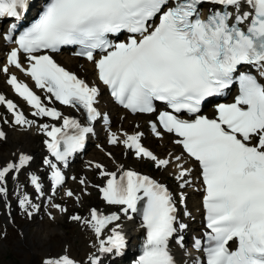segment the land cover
<instances>
[{"label":"snow or ice","instance_id":"snow-or-ice-1","mask_svg":"<svg viewBox=\"0 0 264 264\" xmlns=\"http://www.w3.org/2000/svg\"><path fill=\"white\" fill-rule=\"evenodd\" d=\"M35 7L33 0H0V20L12 21L0 41L14 45L7 49L0 73L30 106L32 118L3 94L0 106L11 113L14 127L35 126L47 137L43 143L49 155L42 163L51 173L50 189L58 192L66 185L64 169L71 158L85 148L96 123L108 122L98 107L99 87L52 55L68 49L93 64L97 80L116 103L132 114L154 115L151 132L161 139L172 135L182 152L159 158L142 143L143 132L118 134L110 127L108 144L123 145L156 168L167 170L175 163L181 189L191 185L194 171L184 165H198L206 231L194 242L202 256L195 264H264V0H39L25 27ZM12 68L30 77L44 98ZM233 89L232 102L217 103L214 117L202 114L207 104ZM54 102L81 112L84 120L50 106ZM36 118L60 123L37 124ZM6 139L0 128V141ZM32 160L20 153L0 164V201L9 197L8 181L27 173L33 193L66 214V207L46 196L41 176L28 172ZM94 168L105 180L95 187L106 205L117 210L91 208L87 217H68L96 238L88 264L121 256L129 243L123 221L137 215L144 239L134 264H177L172 249L185 244L181 233L187 226L178 207L184 193L177 196L164 183L123 165L115 171L101 163ZM79 184L86 192L88 181L81 178ZM65 195L80 200L71 189ZM18 203L30 221L42 219L41 205L28 194ZM45 214L55 220L50 211ZM41 264L79 262L65 253Z\"/></svg>","mask_w":264,"mask_h":264},{"label":"bare ground","instance_id":"bare-ground-1","mask_svg":"<svg viewBox=\"0 0 264 264\" xmlns=\"http://www.w3.org/2000/svg\"><path fill=\"white\" fill-rule=\"evenodd\" d=\"M0 34L3 33L0 32ZM10 47L11 45L8 46L3 41H0V60L3 59L2 64L4 63L6 58L5 53L7 52V49H9ZM55 56L62 64L67 66L72 71L77 72L85 80L92 82L95 79V71L93 69L92 63L86 62L84 60L76 59L75 57H69L66 53H60ZM5 79H6V75L0 73V94L5 95L7 99L12 100L13 95L11 94L8 86L6 85ZM99 89L100 91H102L101 87H99ZM40 94H41V98L43 99L45 94L42 91H40ZM17 106L24 113L26 110H28L29 113H31L32 111V109H28L22 103H19ZM50 106L56 107L58 110L62 111L65 115H69L74 118L83 120L81 113L77 112L72 108L63 107L55 103H53ZM1 107L2 106H0V108ZM98 107L104 114L108 116V118H110L111 121L109 124H105L103 123V120H101L94 125V133L90 136L88 145L92 146L93 149L95 148L99 150L100 152L105 154V156L110 158V160H102V162L104 163L103 165L107 170L115 171L119 165H123L125 168L129 169V165H131L129 159L127 158L128 151L130 150L126 151L123 147L122 148L111 147V145L107 143V138L105 143L101 141V138L104 133L106 136H108L109 127L111 131L117 132L118 134L120 133L121 130H124V132H128L129 134L135 131L143 132L144 139L142 140V143L144 144V146H146L151 151H153V153L156 154L159 158H166L169 156L174 158L175 155H179L181 153L179 146L175 145L172 142L174 139L173 136L166 134L162 139H160V141H157V139L151 137V135L154 136V134L151 131H149L151 135L150 134L147 135L145 133V125H147L150 121L154 120V115L132 116L127 112L116 108V106L112 104L111 100L106 97L105 93H101V95L99 96ZM205 112H208V110H205ZM9 116H11L12 118L11 113H9ZM39 119L41 121H44V123L57 124V126H59L60 123L58 121H52L48 118H43V119L39 118ZM0 126H1V120H0ZM4 127L2 128L7 133V139L5 141H0V164L12 160L16 154H20V153L28 154L33 157L31 163V168H32L31 170L35 171L38 175H42L41 173L43 171L45 172V168L47 167L42 163V161L43 159L48 157L49 154L44 144H42V146L39 147H37L34 144V140H35L34 136L37 133L36 130L33 128H28L25 131H21V130L18 131L16 129H12L9 127L4 128ZM157 143H159V145ZM88 145H86V147ZM97 145H100L101 147H97ZM109 150L111 156L108 155ZM92 154H96V153L93 152ZM89 157L85 159V161L83 160V162L87 166L82 163L83 165L82 174H81L82 178H85L83 175L85 173H89L90 169L94 167L95 162L94 160H91ZM73 158L74 161L76 157ZM88 161H90V165H88ZM70 164H71V160H70ZM105 164H107L108 167ZM111 166H113V168L108 169ZM184 166L191 167L194 171L192 175L189 177V179L192 181L191 185L184 188L183 190L185 191L187 190L186 192H188V194H190L191 191L194 192L193 194H195V196L192 197L194 201H197L198 198L202 199L200 182L199 179L197 178L198 170L195 168L193 163H186ZM67 168L64 169V172L66 173H67ZM167 171L171 172L170 175L175 178L178 173V169L175 163L172 165V167L168 168ZM96 172L99 180L95 183V185H99L100 180H102L100 185L102 186V183L105 180L99 176L98 170H96ZM26 175L27 173H21L17 181H13V180L8 181L9 197L7 198L6 203L4 201H0V214H2L1 215L2 227L0 228V232L6 233V237L0 238V240L3 241L5 245L7 244L10 248H12L16 252V256L17 258L20 259L21 264H41L42 260L47 257H57L65 253L70 254V256L74 258L77 262H79V264H88V256L91 253L95 252V248L93 247V245L94 243H96V238L89 229L84 228L81 224H77L78 233L76 237L75 236L67 237L65 233L60 228H58V226H54V228L52 229H47L46 228L47 219L43 216L42 212H41L42 214L40 213L42 219L35 221H30L25 216L23 209H21L19 206L18 198L23 193L28 194L30 198H33L34 195L33 186L26 178ZM73 177H75V179L73 180L77 179L76 174H72V178ZM175 181H176V185L179 187V182L176 180V178ZM48 184H50V180ZM45 185L46 183L43 182V186ZM91 186H93V184L90 181H88L87 187H91ZM30 187H32V190L30 189ZM189 188L191 190H189ZM50 190L51 193L53 192L54 195V197L51 198H56L55 197L56 192H54L52 189ZM65 192L66 191H63L64 194ZM80 192H82V190L76 192V194L80 196V200L78 202L76 201L75 197H73L75 202L79 204H81L82 202ZM66 198L68 197L66 196ZM37 201L38 203L40 202L44 203L46 207L44 208V210L51 211V213L55 216V219L57 218L56 216L61 217L63 215L59 213L56 209L49 208L48 201L46 199L40 198ZM52 202L56 203V201L54 200H52ZM94 207L97 208L98 210L105 212L117 210L116 206L106 205V203L102 201L99 197H97L96 204ZM201 213L203 214L202 209H201ZM193 215L194 214H192L191 216ZM186 220L188 221L189 219L186 218ZM74 226L76 227V224H72L71 228L73 229ZM191 229L192 230L194 229L193 231H191L192 233L191 235L195 237L197 234H199L202 231V226L201 224L196 226L191 225ZM123 230L127 234L129 241L127 248L125 249L124 253L121 256L112 255L111 256L112 260L107 261L105 260L106 257H101L102 260L104 259L103 260L104 264H115L118 261L123 263L126 261L127 256L133 255L132 258L135 256L133 252V248H131V244L136 243L139 237L141 236L144 237L142 234L143 230L140 228V222L139 220H137L136 216H134V219L132 221H127V220L123 221ZM21 233H26V236H21ZM74 240L78 242L77 245L73 243ZM172 251L177 261V264H195V260L197 258H201V254L200 253L197 254L195 252L189 255H185V252H183L182 248L173 247ZM129 261H132V259H130Z\"/></svg>","mask_w":264,"mask_h":264},{"label":"rangeland","instance_id":"rangeland-1","mask_svg":"<svg viewBox=\"0 0 264 264\" xmlns=\"http://www.w3.org/2000/svg\"><path fill=\"white\" fill-rule=\"evenodd\" d=\"M2 62H3V59L0 60L1 64H2ZM25 115L28 116V118H30V119L32 118L31 113H29L28 110L25 111ZM36 119H37V124L44 123V121H41L39 118H36ZM0 120H1L0 128L7 126L4 128L9 127L12 129H16L18 131H20V130L25 131L26 129H28L27 127H20V126L14 127L11 123V121L13 120V117L11 118V116H8L5 106H2L0 108ZM4 120L9 121V125L3 123ZM31 128L35 129L37 132L36 135L34 136V139H35L34 144L37 147L42 146V144H44L43 141L45 139H47V137L45 135H43L41 132H39L37 130V127L34 126ZM122 131L124 132V130H121L120 132H122ZM145 133L147 135L150 134V132L148 133V131L146 130V125H145ZM151 137H153V136L151 135ZM106 138H107V136L104 133L102 138H101V141L103 143H105ZM143 139H144V137H143ZM157 141H160V140H157ZM157 144L159 145V143H157ZM111 147L122 148L121 145H111ZM93 152H95L96 154H92ZM109 152H110V150H109ZM89 156H91V157H89ZM88 157L91 160H94L95 163H102V165L104 164L102 162V160H110V158L105 156V154H103L102 152H100L99 150H97L95 148L93 149L92 146L88 145L80 155L76 156V159L73 161V163L69 164V167L67 168L66 185L64 187H62L58 192H56V194H55L56 198H52V200L56 201V203H59L62 206L67 208L66 214H63L61 217L56 216L57 218L55 220L49 219V217L45 214L46 212H49V210H47V211L44 210V208H46L44 203H41V202L38 203V201H37L41 197H39L38 194L33 193L34 194L33 195L34 202L36 204L41 205L40 213L42 212L43 216L47 219L46 220V228L47 229H52V228H54V226H58V228H60L65 233V235L67 237H71V236L76 237V235L78 233V227H77L78 225L77 224H79V223L69 220L68 217L72 214H80L82 216L87 217L89 214V209L95 208L94 206L96 204V199L99 196L98 190L95 187V183L99 180V178L97 177V172H96V169L94 167H92L90 169L89 173H85L83 175L88 181H90L93 184V186L87 187L86 192H80L81 200H82L81 204L76 203L74 198H66V195L63 193V191H66L68 188L73 190L74 193L82 190V188L84 186H81L79 184V179L82 178V175H81L82 174V166H83L82 163L85 164L83 162V160L85 161V159H87ZM127 158L129 159L130 164H131V165H129V169L132 168L134 170V169H138L137 167L142 168L143 170H140V169H138V170L145 172V173H148V174L152 175L153 177L160 179L161 181H164L168 185V187L171 189V192H173L175 195L179 194V190H183L176 185L175 178L170 175L171 172H168L167 170L160 169V168H154L152 162L145 161L143 159H137L135 157V155L133 154V152L130 153L128 151ZM88 165H90V161H88ZM105 165L107 166V164H105ZM88 167H90V166H88ZM112 168H113V166H111L108 169H112ZM31 169L32 168L30 167V169L28 170L29 173H30V171L31 172L33 171ZM41 174L42 175H40V176L42 178V182L46 183V185L44 186L46 196L54 197L53 192L51 193V190L49 187L50 184H48V182L50 180L48 177V175L50 174V171L46 167L45 172L43 171ZM72 174L77 175L76 180H73ZM101 181L102 180H100L99 185H101ZM30 189L32 190V187H30ZM49 190H50V193H49ZM189 190H191V189L189 188ZM186 191L184 190V192H186ZM191 192H190V194H188V192H186L187 194L185 195L186 209L188 210V212H190L189 216L185 217V219L187 218V219L191 220L194 218V220H191L192 222L190 221L191 222L190 225L196 226V225H199V222H200V215H199V217H197V214H202V213H200L201 209L199 207V198L197 201H194V199L192 197L195 196V194H193L194 192H192V194H191ZM40 213H39V215H40ZM192 214H194V215L191 216ZM1 215L2 214H0V222H1L0 228L2 227ZM72 224H76V227L74 226L73 229L71 228ZM190 225H189V228L187 229V231L185 232V236L187 238L190 237V234H191V231H190L191 226ZM2 242L3 241L0 240V264H21L20 259L17 258V256H16V252L12 248H10L7 244L5 245L4 242L3 243ZM73 243L75 245L78 244V242L76 240H74ZM188 248H189L188 244H186L185 249H188ZM185 252H186V250H185ZM132 256H127L126 261L123 263L118 261L115 264H126V262H129V260L132 259ZM105 260H107V261L112 260V257L111 256L108 258L106 257Z\"/></svg>","mask_w":264,"mask_h":264}]
</instances>
